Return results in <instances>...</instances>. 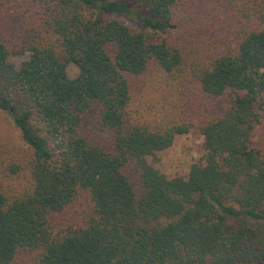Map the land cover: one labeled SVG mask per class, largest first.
Segmentation results:
<instances>
[{
	"label": "trees",
	"instance_id": "obj_1",
	"mask_svg": "<svg viewBox=\"0 0 264 264\" xmlns=\"http://www.w3.org/2000/svg\"><path fill=\"white\" fill-rule=\"evenodd\" d=\"M159 75L180 97L133 110ZM0 112L26 147L23 188L0 189V264H264V0L0 8ZM193 129L201 158L163 173ZM83 198L81 225L61 224Z\"/></svg>",
	"mask_w": 264,
	"mask_h": 264
},
{
	"label": "rangeland",
	"instance_id": "obj_2",
	"mask_svg": "<svg viewBox=\"0 0 264 264\" xmlns=\"http://www.w3.org/2000/svg\"><path fill=\"white\" fill-rule=\"evenodd\" d=\"M24 1L27 2L29 0H0V8L4 10L7 6L17 7L18 3L21 4ZM121 20L136 28V25L132 21L130 22V20L124 18ZM24 59L22 56L10 57V61L16 66H20ZM67 71L70 78H76L80 74V68L75 64H70ZM145 84L146 87L141 90V93H137L138 101L133 106V110H139L141 108L139 104L145 106L155 102L157 106L161 107L166 101L171 102L174 93H176L174 94V98L180 97V93L174 88L175 84L167 83L163 75L152 76ZM182 89L183 87L180 88V90ZM173 102L175 106L176 102ZM175 111H177L175 118L179 119V109H175ZM162 117L161 114L158 115V119L161 120ZM150 118L151 120L154 119ZM88 121L90 126H95L97 123L96 115L94 113L89 114ZM203 142L204 138L197 129H193L188 135L176 137L174 146L159 154V169L169 176L189 172L192 164L203 155ZM254 147L264 153V123L259 127L254 138ZM25 155L26 147L21 139L19 130L9 121L7 116L0 112V189L8 192H17L23 188L25 177L23 175H10V166L21 162ZM88 207L87 200L81 199L63 215L61 224H70L76 227L81 225L84 213Z\"/></svg>",
	"mask_w": 264,
	"mask_h": 264
}]
</instances>
